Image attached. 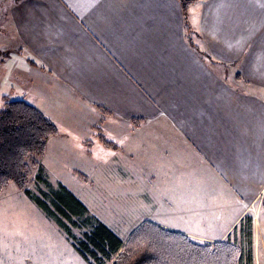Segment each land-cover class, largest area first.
<instances>
[{
  "label": "crops",
  "instance_id": "0c3cea01",
  "mask_svg": "<svg viewBox=\"0 0 264 264\" xmlns=\"http://www.w3.org/2000/svg\"><path fill=\"white\" fill-rule=\"evenodd\" d=\"M0 51V110L56 124L47 179L111 181L102 223L121 241L147 221L200 243L264 225V0H196L188 18L179 0H0Z\"/></svg>",
  "mask_w": 264,
  "mask_h": 264
},
{
  "label": "trees",
  "instance_id": "16d2710c",
  "mask_svg": "<svg viewBox=\"0 0 264 264\" xmlns=\"http://www.w3.org/2000/svg\"><path fill=\"white\" fill-rule=\"evenodd\" d=\"M179 2L188 18L196 0ZM4 54L0 51V56ZM57 133L56 124L35 106L24 100L5 99L0 110V195L14 183L50 215L59 214L58 223L74 238L64 219L86 215L91 218L84 204L62 185V192L53 199L54 210L27 188L33 167H39L37 158L44 156L47 140ZM100 140L107 148H116L103 135ZM79 175L86 180L84 175ZM262 209L264 211V197ZM93 219L96 224L86 234V239L74 238L75 247L85 259L90 256L101 264H255L250 216H246L245 222L243 220L239 228L235 227L225 240L203 243L149 221L123 242L102 222Z\"/></svg>",
  "mask_w": 264,
  "mask_h": 264
},
{
  "label": "rangeland",
  "instance_id": "374dc122",
  "mask_svg": "<svg viewBox=\"0 0 264 264\" xmlns=\"http://www.w3.org/2000/svg\"><path fill=\"white\" fill-rule=\"evenodd\" d=\"M73 145L77 149L82 147L77 139ZM98 149L104 148L100 146ZM42 158H37L38 163ZM42 163H45L44 159ZM40 167H33L27 188L53 209V199L62 192V185L75 194H78L77 185L83 188L86 197L82 198L87 202L92 219L87 218V215L75 216L72 220L64 219L75 239H86V234L96 224L93 218L106 224L112 221L109 208L113 192L109 179L103 188L86 186L78 176H64L61 181H53L46 178L44 169ZM0 197V264H101L90 256V259L81 258L75 247V239L57 221L60 215H50L29 193L14 183L9 184ZM122 199L121 195L116 202L120 203ZM134 199L138 200L137 197ZM260 220L263 223L261 217ZM251 244L255 263L264 264V225L252 227Z\"/></svg>",
  "mask_w": 264,
  "mask_h": 264
}]
</instances>
